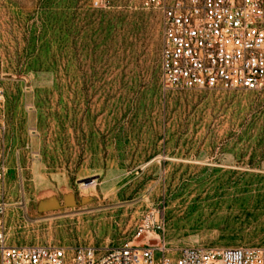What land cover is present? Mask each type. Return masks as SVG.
I'll list each match as a JSON object with an SVG mask.
<instances>
[{"label": "rangeland", "instance_id": "1", "mask_svg": "<svg viewBox=\"0 0 264 264\" xmlns=\"http://www.w3.org/2000/svg\"><path fill=\"white\" fill-rule=\"evenodd\" d=\"M161 44L131 3L0 0L11 244L264 246V90L164 91Z\"/></svg>", "mask_w": 264, "mask_h": 264}, {"label": "built area", "instance_id": "2", "mask_svg": "<svg viewBox=\"0 0 264 264\" xmlns=\"http://www.w3.org/2000/svg\"><path fill=\"white\" fill-rule=\"evenodd\" d=\"M160 14V80L172 89L264 90V0H91L109 10L124 3ZM8 109L0 88V264H264V246L178 250L167 244L13 245L7 215ZM148 221L135 239L162 229Z\"/></svg>", "mask_w": 264, "mask_h": 264}, {"label": "bare ground", "instance_id": "3", "mask_svg": "<svg viewBox=\"0 0 264 264\" xmlns=\"http://www.w3.org/2000/svg\"><path fill=\"white\" fill-rule=\"evenodd\" d=\"M96 184L97 181H89V182H84L81 184V189L85 192V193H90V192H96L97 188H96Z\"/></svg>", "mask_w": 264, "mask_h": 264}]
</instances>
